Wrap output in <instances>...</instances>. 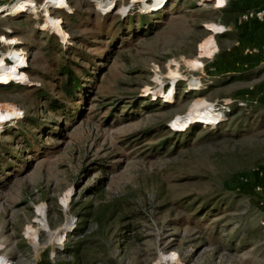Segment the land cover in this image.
Listing matches in <instances>:
<instances>
[{"label": "rangeland", "instance_id": "obj_1", "mask_svg": "<svg viewBox=\"0 0 264 264\" xmlns=\"http://www.w3.org/2000/svg\"><path fill=\"white\" fill-rule=\"evenodd\" d=\"M63 2L0 0V261L264 264V66L226 0Z\"/></svg>", "mask_w": 264, "mask_h": 264}, {"label": "bare ground", "instance_id": "obj_2", "mask_svg": "<svg viewBox=\"0 0 264 264\" xmlns=\"http://www.w3.org/2000/svg\"><path fill=\"white\" fill-rule=\"evenodd\" d=\"M64 0H45L44 3V7H53L55 9H59L64 5ZM134 1H138V0H132ZM202 1H212V2H218L221 5H223L224 0H202ZM27 11V6L23 1H17L14 5H10L4 8V11L6 13V15H13L16 12L19 11ZM29 11L32 12V8H29ZM54 28H57L56 23H54ZM215 51V46L213 44H208L207 45V52L209 53H213ZM11 60L13 62H16L15 57H10ZM4 56H2V58H0V83H4L7 82L8 78L10 76H12L15 73L14 67L12 65H5L4 64ZM187 64L191 67V68H196V64L193 62H187ZM170 77H174L175 76V72H172L169 74ZM194 82H190L189 84H193ZM9 115H12V112H10ZM191 117H195L197 120H202V121H211V120H215L218 119V113L215 112L211 107H207L205 105V102H201L200 103V107L196 110V112L191 116ZM5 117H3L0 114V120L4 119ZM0 264H3L2 261H0Z\"/></svg>", "mask_w": 264, "mask_h": 264}, {"label": "trees", "instance_id": "obj_3", "mask_svg": "<svg viewBox=\"0 0 264 264\" xmlns=\"http://www.w3.org/2000/svg\"><path fill=\"white\" fill-rule=\"evenodd\" d=\"M245 2L246 0H226L224 6L219 9L220 13H222V15L224 14V16L227 17L226 19L222 20V23L226 26L232 23L236 24L237 17L247 9ZM225 34L228 35V33ZM204 68L207 67L205 66ZM58 72L62 77H64V81L61 84L62 92L65 93L68 97L74 96V92L79 89V79L74 75L72 69L66 65L61 66ZM50 108L51 111H55L60 110L61 106L52 105ZM70 113L71 112L67 113L66 115L70 116ZM246 183L247 179L246 177H243V179H240V181L238 182L239 185H237L235 190L245 191L248 185ZM256 202L260 208H263L262 205H264V199L257 200Z\"/></svg>", "mask_w": 264, "mask_h": 264}, {"label": "crops", "instance_id": "obj_4", "mask_svg": "<svg viewBox=\"0 0 264 264\" xmlns=\"http://www.w3.org/2000/svg\"><path fill=\"white\" fill-rule=\"evenodd\" d=\"M245 5L247 9L264 10V0H246ZM239 29L238 42L242 44L243 48L258 50L260 45L264 44V17L262 21H245L239 25ZM246 49H243V54L247 53L245 52ZM245 57L248 58L249 56L246 55ZM255 57L259 58L257 53ZM257 64L260 65L259 59L257 60Z\"/></svg>", "mask_w": 264, "mask_h": 264}, {"label": "built area", "instance_id": "obj_5", "mask_svg": "<svg viewBox=\"0 0 264 264\" xmlns=\"http://www.w3.org/2000/svg\"><path fill=\"white\" fill-rule=\"evenodd\" d=\"M146 1L151 2V0H146ZM263 17H264L263 9H258V10L246 9L237 17L236 24L240 25L248 20L262 21ZM222 30L224 31V28H222ZM248 52L257 53L260 64L264 65V44L260 45L258 50L250 49ZM7 264H10L8 260H7Z\"/></svg>", "mask_w": 264, "mask_h": 264}, {"label": "water", "instance_id": "obj_6", "mask_svg": "<svg viewBox=\"0 0 264 264\" xmlns=\"http://www.w3.org/2000/svg\"><path fill=\"white\" fill-rule=\"evenodd\" d=\"M207 30H209L206 26H204Z\"/></svg>", "mask_w": 264, "mask_h": 264}]
</instances>
